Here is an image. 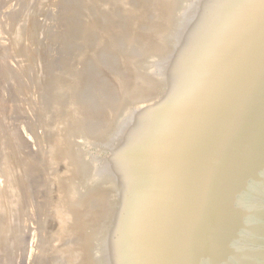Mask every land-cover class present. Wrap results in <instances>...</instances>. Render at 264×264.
<instances>
[{
	"label": "water",
	"instance_id": "1",
	"mask_svg": "<svg viewBox=\"0 0 264 264\" xmlns=\"http://www.w3.org/2000/svg\"><path fill=\"white\" fill-rule=\"evenodd\" d=\"M73 264H264V0L181 15L98 173Z\"/></svg>",
	"mask_w": 264,
	"mask_h": 264
},
{
	"label": "rangeland",
	"instance_id": "2",
	"mask_svg": "<svg viewBox=\"0 0 264 264\" xmlns=\"http://www.w3.org/2000/svg\"><path fill=\"white\" fill-rule=\"evenodd\" d=\"M195 1L0 0V117L12 114L13 121L21 120L20 131L32 142L28 150L33 146L30 149L37 152L45 130L34 114L41 106L44 117L46 105L41 101L50 103L54 98L46 116H51L54 135L58 134L53 148L57 173L52 169L55 177L42 181L33 176L32 181L38 182L31 181L26 195L33 203L31 218L22 217L24 240L6 264L74 263L98 173L181 15ZM18 28L25 34L19 39L21 63L20 54L10 50L16 48ZM40 73L44 77L37 80ZM54 79L57 86L50 90ZM28 99L36 102V111H31V104L28 109ZM33 124L40 140L32 133ZM40 151L46 168L48 160ZM43 202L48 203L47 213L45 205L40 208ZM42 215L47 217L43 220ZM18 235L13 232L10 239Z\"/></svg>",
	"mask_w": 264,
	"mask_h": 264
},
{
	"label": "bare ground",
	"instance_id": "3",
	"mask_svg": "<svg viewBox=\"0 0 264 264\" xmlns=\"http://www.w3.org/2000/svg\"><path fill=\"white\" fill-rule=\"evenodd\" d=\"M123 6V5H122ZM19 29V28H18ZM17 32L15 31V34ZM24 31H22V29L20 28L19 29V32L16 34L15 36V43H16V48L12 49V46H11V49L10 50H14L15 54H17L16 52H18L21 55H23V52L21 50V44H19V39L22 40V37L24 36ZM13 46V47H15ZM114 47V46H113ZM127 49V48H126ZM114 50V49H113ZM9 51V49L7 50ZM127 53V52H126ZM3 54V53H2ZM30 54V53H28ZM15 56H18V55H15ZM18 57H16L17 59ZM20 60V63H21V59H22V56L20 58H18ZM18 61V60H17ZM25 61V60H24ZM35 62V61H34ZM33 63V62H32ZM19 70V69H18ZM38 72V71H37ZM35 73V72H34ZM48 73V71H47ZM63 73V72H62ZM8 74V73H7ZM29 75V74H28ZM9 76V75H7ZM49 76V75H48ZM61 76V75H60ZM32 77V76H31ZM34 77V76H33ZM41 77L43 78L44 75L42 76L41 73L40 75L37 76V80H41ZM52 78V77H51ZM64 78H66L64 76ZM75 78V77H74ZM29 79V78H28ZM35 79V78H34ZM57 79V78H55ZM52 82V83H55V80ZM59 79V78H58ZM30 80V79H29ZM75 80V79H74ZM48 81V80H47ZM30 82V81H29ZM32 82V81H31ZM34 82V81H33ZM61 82V81H60ZM70 82V81H69ZM38 84V83H37ZM49 84V83H48ZM51 84V83H50ZM49 84V85H50ZM57 84H51L50 87V90L51 88L54 89L56 88ZM48 87V86H47ZM48 87V88H49ZM69 89V88H68ZM66 91V90H65ZM65 95V94H64ZM15 99V98H14ZM21 99V98H20ZM76 99V98H75ZM34 100V99H33ZM44 100V99H43ZM2 100H0L1 102ZM10 101L12 102V100H9L8 102L10 103ZM15 101V100H14ZM18 101V100H17ZM52 101V104L54 105L55 104V100L53 98ZM51 101L50 103H47V102H43L41 101L43 104L42 106L45 104L46 105V108H44L45 110V118L42 117V114L41 113V106L39 107L40 109H38V111H36L35 109L37 108V105L34 103V101L32 102V100L28 99V102H29V106H28V109L30 108V104H31V111H36L34 115H36L37 118H39L38 120L40 121L39 125L41 123H43V131L45 130L44 132V137H43V140L41 141L40 138L38 137L37 135V128L35 127L34 130H33V134H36L35 136H37V138L40 140L38 142H40V148L41 151H42V154L45 153V156H46V160H48L46 163V168H44L43 164L40 162L41 161V158H43V156L41 157V154L38 152L39 149H38V153L36 152V150L33 152L31 149V146L28 150V147L29 145L32 143L30 140L27 141L26 137H25V134L23 135L24 132L20 131V125H21V120L17 119L15 121H13V118H15V116H13L12 114L10 115V118L6 115V114H2V116L0 117V178H1V181H2V185L0 184V264H6L8 262V260L10 261V258H12L14 255H15V252L18 251V248L20 247V243L22 240L24 239H21V238H24V236L22 237V233L24 230H22V227L23 225H25V223H23V219L22 220V217L24 216V218L27 219V217H29L31 214V210H30V204L33 205L32 201L30 199L27 198V192H28V188L30 187V183L32 181V179H34L33 176H35L36 180L38 179H44L45 176L48 178H50L51 176H53L52 173H54V171L57 173V170H55L54 168V162L53 160L55 159L54 157V154H53V148H54V139L55 137L57 138L58 134L55 136L54 135V129L56 127V124L55 123H52L51 122V116H46L47 114H50L52 111L49 109L50 105H51ZM16 102V101H15ZM19 103V102H18ZM5 104V103H4ZM11 104V103H10ZM16 104V103H14ZM1 105L3 106V103H1ZM17 105V104H16ZM15 105V107H16ZM39 105H41V103H39ZM6 106V105H5ZM9 106V105H8ZM12 106V105H11ZM18 106V105H17ZM44 107V106H43ZM73 107V105H72ZM2 109V107H0ZM8 107H6L5 110H7ZM11 109L12 107L10 108L9 107V110L11 112ZM29 109V110H30ZM3 110V112L5 111ZM8 110V111H9ZM15 110V108H14ZM1 111V110H0ZM13 111V110H12ZM10 112H8V114H10ZM44 112V111H42ZM2 113V112H1ZM7 113V112H6ZM14 113V111H13ZM34 113V112H33ZM38 113L40 114V116L38 115ZM33 115V116H34ZM37 120V119H36ZM37 122V121H36ZM34 122V123H36ZM37 123V126H39ZM31 126V124H30ZM32 127H31V131H32ZM59 133V132H58ZM56 134V132H55ZM27 136V135H26ZM28 138V137H27ZM33 138V137H32ZM58 140V138H57ZM56 142H59L57 141ZM31 143H30V142ZM29 142V143H28ZM60 143V142H59ZM32 145V144H31ZM35 145V143H34ZM58 147V144L57 146H55V148ZM36 149V148H35ZM31 150V151H30ZM40 151V152H41ZM57 151V155H58V149L56 150ZM35 152L37 154H35ZM55 153V152H54ZM12 155L13 157L11 158L9 155ZM55 155V156H57ZM54 157V159H53ZM66 157V156H65ZM57 159V157H56ZM45 163V164H46ZM56 166V164H55ZM44 168V170L42 169ZM52 169H54V171H52ZM54 173V174H56ZM51 174V175H50ZM64 175V174H63ZM33 177V178H32ZM55 177V176H53ZM31 178V180H30ZM34 179V181H35ZM41 179V181H42ZM46 178L44 180H47ZM51 179V178H50ZM53 179V178H52ZM59 180V179H58ZM40 181V180H39ZM49 181V180H48ZM38 182V181H36ZM36 182H33L32 183H36ZM47 182V181H45ZM45 182H42L43 184ZM40 182V186L42 184ZM48 183V182H47ZM50 183V182H49ZM37 184V183H36ZM42 184V185H43ZM46 185V184H45ZM33 186V185H32ZM36 186V185H35ZM48 186V185H47ZM34 187V186H33ZM32 187V188H33ZM37 187V188H36ZM34 188H36L37 190L39 188H42V187H45V186H42V187H39L36 186ZM46 188V187H45ZM43 188V189H45ZM32 190V189H31ZM41 190V189H40ZM48 190V189H47ZM33 191H36V190H33ZM32 191V193H33ZM49 191V190H48ZM51 192V191H50ZM36 193H39V192H36ZM41 193V191H40ZM39 193V194H40ZM47 193V192H46ZM35 194V192H34ZM44 194H45V191H44ZM52 194V193H51ZM27 195V196H26ZM36 196V194H35ZM43 196V195H41ZM40 196V197H41ZM51 196V195H50ZM50 196H47V197H50ZM35 198H38V197H35ZM51 198V197H50ZM43 201H44V198L42 197ZM34 200V199H33ZM37 200V199H36ZM35 200V202H36ZM39 200V198H38ZM47 201V198L45 199ZM49 200V198H48ZM50 202V201H49ZM62 202V201H61ZM44 204H39L41 205L40 208H42V206L45 205V208H42V209H45V212L47 210V207L46 205L48 206V203L46 204L45 202H43ZM63 203V202H62ZM36 204V203H35ZM64 204V203H63ZM59 205V204H57ZM56 207V206H55ZM60 207V206H59ZM61 208L65 209L64 207L61 206ZM37 209V207H36ZM41 209V211H42ZM49 209V208H48ZM67 209V208H66ZM65 209V210H66ZM40 211V212H41ZM44 211V210H43ZM48 211V210H47ZM53 211V210H52ZM38 212H39V208H38ZM39 212V213H40ZM44 212V213H45ZM60 212V211H59ZM47 213V212H46ZM50 213V211L48 212V214ZM43 214V213H42ZM52 214V213H51ZM54 214H56V212H54ZM59 214V213H58ZM37 215V214H36ZM50 215V214H49ZM48 215V216H49ZM63 215H65L63 213ZM62 216V215H61ZM43 217V215H42ZM47 217V215H46ZM45 216L43 217V220L44 218H46ZM57 217V216H56ZM63 217V216H62ZM9 218H12L13 219V222L12 220H10ZM31 218V216H30ZM53 218V217H52ZM65 218V217H63ZM67 218V217H66ZM65 218V220H66ZM69 218V217H68ZM62 219V218H61ZM8 220L11 221V224L9 222L8 226L10 225L9 227V230L7 231L5 229V227L7 226V223H8ZM65 220H62V221H65ZM26 221V220H25ZM24 221V222H25ZM28 221V220H27ZM39 221V220H38ZM44 222V221H43ZM31 223V222H30ZM38 223V222H37ZM42 223V222H41ZM40 223V224H41ZM45 223V222H44ZM66 224V223H64ZM42 225V224H41ZM41 225H39L41 227ZM45 226V224H44ZM45 228V227H44ZM60 228V227H59ZM63 228V230L65 231V226L61 227ZM60 228V229H61ZM46 229V228H45ZM31 230V229H30ZM62 230V231H63ZM41 231V229L39 230ZM43 231V229H42ZM41 231V232H42ZM57 231H60V230H57ZM13 232H17L19 235V237H15V239H10V236L12 235ZM28 232V231H27ZM65 233V232H64ZM64 233H63V236H64ZM27 235V234H26ZM42 235V234H41ZM55 235V234H53ZM59 235V234H58ZM16 236V234H15ZM65 237V236H64ZM59 238V236H58ZM18 239V240H17ZM44 239V238H43ZM17 240V241H16ZM46 239L43 241L45 243ZM15 242V244H14ZM42 242V241H41ZM24 243V242H23ZM47 243V242H46ZM14 245V246H13ZM41 245H43V243H41ZM47 245V244H46ZM45 245V247H46ZM44 246V245H43ZM53 247V246H52ZM21 248V247H20ZM19 248V249H20ZM25 250V249H24ZM21 252V251H20ZM17 254V253H16ZM40 259V258H39ZM13 260V259H12ZM36 261V260H35ZM39 261V260H38ZM35 263V262H34ZM16 264V263H15Z\"/></svg>",
	"mask_w": 264,
	"mask_h": 264
}]
</instances>
